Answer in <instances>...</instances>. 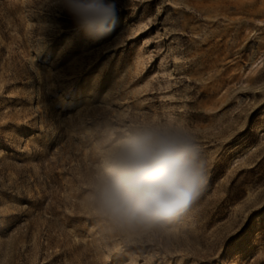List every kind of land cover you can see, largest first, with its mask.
Segmentation results:
<instances>
[{"label": "rangeland", "instance_id": "374dc122", "mask_svg": "<svg viewBox=\"0 0 264 264\" xmlns=\"http://www.w3.org/2000/svg\"><path fill=\"white\" fill-rule=\"evenodd\" d=\"M91 38L59 0H0V264H264V0H114ZM169 115L207 185L169 234L117 248L82 204L106 113Z\"/></svg>", "mask_w": 264, "mask_h": 264}, {"label": "clouds", "instance_id": "9594fccd", "mask_svg": "<svg viewBox=\"0 0 264 264\" xmlns=\"http://www.w3.org/2000/svg\"><path fill=\"white\" fill-rule=\"evenodd\" d=\"M59 8L91 38L108 34L114 0H59ZM82 204L99 235L117 248L175 230L204 192L208 162L197 137L169 115L112 111L86 127Z\"/></svg>", "mask_w": 264, "mask_h": 264}]
</instances>
